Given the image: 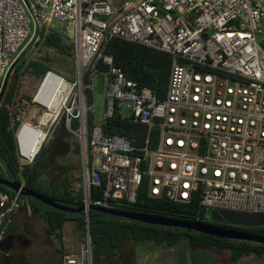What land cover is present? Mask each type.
<instances>
[{
	"label": "built area",
	"instance_id": "obj_1",
	"mask_svg": "<svg viewBox=\"0 0 264 264\" xmlns=\"http://www.w3.org/2000/svg\"><path fill=\"white\" fill-rule=\"evenodd\" d=\"M57 22L72 39L73 78L53 68L40 77L36 121L13 132L18 161L32 164L61 128L77 139L86 208L133 204L143 187L149 198L196 201L199 223L217 224L211 210L264 213V0H0V93L23 50ZM113 38L170 57L163 98L113 64ZM114 117L143 129L105 134ZM92 187H101L93 202ZM20 206L18 193L0 192V240Z\"/></svg>",
	"mask_w": 264,
	"mask_h": 264
},
{
	"label": "trees",
	"instance_id": "obj_2",
	"mask_svg": "<svg viewBox=\"0 0 264 264\" xmlns=\"http://www.w3.org/2000/svg\"><path fill=\"white\" fill-rule=\"evenodd\" d=\"M39 44L48 48H54L62 54L73 57L72 44H65L63 35L59 30L44 36ZM25 50H23L15 63L14 79H19L18 73L20 71L24 74L30 73L39 78L45 71L51 68L47 64L50 62V58L46 56L42 57L40 61L30 60L25 66L21 65L20 61L29 49ZM105 52L112 57L113 64L121 68L128 79L138 83L140 86L150 88L156 93L158 98L165 96L171 64V59L167 54L115 38L108 42ZM56 72L58 71L56 70ZM7 86L8 83L3 95L6 92ZM16 91V87H9L8 92L5 94V104L7 107H0V162L9 173L10 178L7 179L12 180L15 178L17 181L23 182L26 188L42 194L61 205L72 208L82 206L83 190L80 186L77 188L71 187L65 178L58 181L57 187L50 184H48L49 186H43L40 182V168L45 162L44 152H46L45 149H47L48 144L39 152L40 158L37 159L36 157L31 165H20L18 163L14 151L13 132L21 121V114L26 113L25 108L29 106V102H27V105L25 101L26 97L24 96L15 100ZM31 111L33 114V110ZM34 119L31 115L27 121L23 122L34 123ZM141 129L143 128H138L136 131L131 128L128 122L120 121L117 117L107 120L103 126L105 134H126L128 136L137 134ZM42 151L43 153H41ZM0 192L6 193L11 197L15 194L3 185H0ZM100 193L101 187H92L89 193L90 201L93 202L94 199H97ZM26 197L19 195L20 200L25 201ZM27 198L33 199L31 197ZM30 205L34 208L38 217L48 226L49 235L53 236L59 243L62 241L61 230L63 223L68 217L76 221L78 229L83 233L86 230V215L84 213L67 214L46 205L43 208L41 207L42 204L30 203ZM113 210L195 223L198 205L196 201L180 204L171 203L164 199L149 198L144 188L141 187L135 203H117L114 205ZM88 220L91 264H125V260L128 257L132 259V254H127L125 250L127 245L137 246L151 242L157 246L174 247L180 240H187L191 245L203 248L213 247L218 252L225 249L229 252L233 261H239L241 258L247 256L264 257V245L256 243L217 239L181 228L148 225L124 218H111L103 213L92 210L88 213ZM229 229L264 237L263 227H229ZM12 230L13 225L10 224L5 234H8Z\"/></svg>",
	"mask_w": 264,
	"mask_h": 264
},
{
	"label": "rangeland",
	"instance_id": "obj_3",
	"mask_svg": "<svg viewBox=\"0 0 264 264\" xmlns=\"http://www.w3.org/2000/svg\"><path fill=\"white\" fill-rule=\"evenodd\" d=\"M59 32H65V28L62 27L60 23L55 24ZM64 42L66 45H70L72 39H67L64 37ZM49 57L50 62L47 64L51 68L56 69L62 76L65 78L71 79L74 74L73 59L72 56L67 54H62L56 49H49L42 44L33 45L29 47V50L24 54L20 64L25 66L30 60L40 61L42 57ZM15 70V69H14ZM19 79H14L12 75L8 80V86L6 92L2 95L0 100V107H7L5 104V94L8 92L9 87H16V96L15 100L19 97H26V104L29 102V106L25 108L26 113H22L20 117V123L27 121L29 116H33L32 108L30 105L31 95L33 94L35 88L38 85L40 77H35L30 73H18ZM95 107L97 111V118L99 119L101 113L103 112L104 102H105V93H94ZM28 105V104H27ZM35 117H33L34 119ZM36 121V118L34 119ZM34 121V122H35ZM47 146L46 152H44V164L40 168V182L43 186L48 184L58 186V181L66 179L67 183L74 188H77L81 185V173H80V154L77 144V139L70 133L63 131L61 128H58V131L55 135L51 137L43 146ZM41 148V150H42ZM40 150V151H41ZM43 153V151L41 152ZM37 159L40 158V154L36 156ZM90 158V155H89ZM35 161V159H34ZM18 163L24 165L22 161ZM0 177L7 179L9 177L8 171L0 162ZM49 186V185H48ZM25 201H30V203L41 205L39 201L34 199L25 198ZM43 208L44 204H42ZM69 225L65 224V234L66 238L72 240L71 237L72 226L67 228ZM83 233V232H82ZM84 236V235H83ZM84 241L81 251L83 258V264H88V253H87V242L86 236L82 239ZM127 254H132V259L129 257L125 260V264H254L253 260L256 261L255 264H264V257L261 259L247 256L241 258V261H233L227 250L216 251L213 247L203 248L200 246H194L189 243L187 240H180L178 244L174 247H167L165 245H155L151 242L130 246L127 245L125 248ZM245 262V263H244Z\"/></svg>",
	"mask_w": 264,
	"mask_h": 264
},
{
	"label": "water",
	"instance_id": "obj_4",
	"mask_svg": "<svg viewBox=\"0 0 264 264\" xmlns=\"http://www.w3.org/2000/svg\"><path fill=\"white\" fill-rule=\"evenodd\" d=\"M29 49V47H27ZM27 48H25L27 50ZM25 50V51H26ZM97 92H102V77L99 76L97 79ZM4 92V88L0 93V100L2 98ZM0 185L7 187L8 189L12 190L14 193H18L20 196H27L33 199L38 200L42 204L51 207L55 210L68 213V214H78L84 213L86 215V242H87V250L88 254V264L90 262V237H89V220H88V213L89 211H97L103 213L111 218H124L131 221H137L148 225H155V226H164L170 228H181L185 230L194 231L200 235L208 236L217 239L223 240H236V241H244V242H251L260 245H264V237L246 233L243 231H237L235 229L223 228L217 226L215 224H208V223H199V222H185L176 219L170 218H162L150 215H141L132 212H123L117 211L113 209H104L98 208L94 206H88L87 208L82 205L77 208L68 207L65 205H61L50 198L36 193L33 190H30L24 186L22 182L17 181L15 178L12 180L4 179L0 177ZM209 217L215 223L224 222L232 227H241V228H264V213H242V212H234L230 210H211L209 212Z\"/></svg>",
	"mask_w": 264,
	"mask_h": 264
},
{
	"label": "crops",
	"instance_id": "obj_5",
	"mask_svg": "<svg viewBox=\"0 0 264 264\" xmlns=\"http://www.w3.org/2000/svg\"><path fill=\"white\" fill-rule=\"evenodd\" d=\"M80 187L83 190L82 182ZM67 223L73 224L67 227L72 226L71 233H67L74 238L72 240L66 238L64 233V225ZM11 224L13 230L8 234H5V230L0 240V264H66L63 255L79 253L84 243L82 239L86 236V230L82 233L78 229L76 221L68 217L63 223L62 241L59 243L49 235L48 226L38 217L30 205V201L24 200H21L20 209ZM245 262L249 263L250 261ZM252 262L255 264L256 261Z\"/></svg>",
	"mask_w": 264,
	"mask_h": 264
},
{
	"label": "flooded vegetation",
	"instance_id": "obj_6",
	"mask_svg": "<svg viewBox=\"0 0 264 264\" xmlns=\"http://www.w3.org/2000/svg\"><path fill=\"white\" fill-rule=\"evenodd\" d=\"M217 226H220V227H223V228H229V227H232L230 225H225L224 222H220V223H217ZM234 228V227H233Z\"/></svg>",
	"mask_w": 264,
	"mask_h": 264
}]
</instances>
